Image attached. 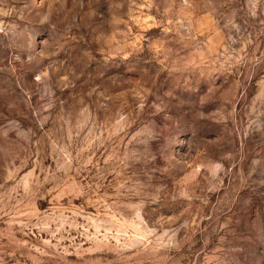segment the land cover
Instances as JSON below:
<instances>
[{
	"label": "rangeland",
	"instance_id": "1",
	"mask_svg": "<svg viewBox=\"0 0 264 264\" xmlns=\"http://www.w3.org/2000/svg\"><path fill=\"white\" fill-rule=\"evenodd\" d=\"M0 264H264V0H0Z\"/></svg>",
	"mask_w": 264,
	"mask_h": 264
}]
</instances>
